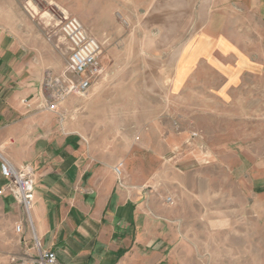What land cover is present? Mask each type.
<instances>
[{
	"label": "rangeland",
	"instance_id": "1",
	"mask_svg": "<svg viewBox=\"0 0 264 264\" xmlns=\"http://www.w3.org/2000/svg\"><path fill=\"white\" fill-rule=\"evenodd\" d=\"M21 1L25 12L49 35L56 32L62 38L56 15L64 12L79 19L100 43L103 74L83 95L70 90L77 76L68 68V45L62 39L65 45L55 48L56 67L43 70L41 102L35 109L52 115L63 137H71V132L81 136L90 156L113 162V168L120 166L121 175L114 172L118 185H133L140 201L145 194L151 196L154 220L164 222L170 232V249L177 264H264V194L252 190L261 172L250 158L243 157L241 148L220 158L212 151L225 143V130L230 129L233 132L228 136L233 140L249 135L256 142L264 141V101L257 107L253 102L251 109L259 110L248 118L236 109L231 118L226 116L230 110L225 108L230 106L225 102L217 117L210 115L215 109L211 106L202 117L190 108L177 117L168 114L171 103L163 100L168 97L178 45L200 31L198 26L192 29L193 19L207 17L208 3L48 0L36 7L30 0ZM104 77L137 79L133 85L137 91H123L120 116L116 115L113 85L98 87ZM258 150L264 153V148L254 152ZM1 164L2 158L0 173ZM7 183L5 179L0 185L4 188L0 197L19 204L22 212L21 220L9 227L0 216V264H17L24 254L35 256L37 248L32 217L30 224ZM168 197L171 204L166 202Z\"/></svg>",
	"mask_w": 264,
	"mask_h": 264
},
{
	"label": "crops",
	"instance_id": "2",
	"mask_svg": "<svg viewBox=\"0 0 264 264\" xmlns=\"http://www.w3.org/2000/svg\"><path fill=\"white\" fill-rule=\"evenodd\" d=\"M198 1L208 3L209 13L193 19L192 29L200 31L178 45L163 99L171 103L167 112L183 117L190 108L202 117L211 106L210 115L217 117L225 102L230 106L226 116L234 118L236 109L248 118L259 110L251 109L253 102L257 107L264 101V0ZM25 10L21 0H0V158L15 168L28 165L34 173L31 217L41 249L54 251L62 264H177L170 232L154 220L151 196L140 201L133 185H118L113 162L90 156L81 136L71 132L63 137L54 117L35 109L41 102L43 70L56 67L55 48L65 44ZM218 17L224 21L217 23ZM136 81L104 77L98 84L113 85L116 115H122L123 91H137ZM233 101L239 103L234 107ZM232 132L225 130V143L210 149L220 158L241 148L261 172L252 190L264 194V153L254 152L264 148V141L249 135L233 140L228 136ZM4 182L0 173V185ZM21 212L19 204L0 197L7 227L21 220ZM37 255L38 250L35 256H22Z\"/></svg>",
	"mask_w": 264,
	"mask_h": 264
},
{
	"label": "built area",
	"instance_id": "3",
	"mask_svg": "<svg viewBox=\"0 0 264 264\" xmlns=\"http://www.w3.org/2000/svg\"><path fill=\"white\" fill-rule=\"evenodd\" d=\"M37 7L43 6L45 0H30ZM58 31L68 45L67 64L71 72L77 76V82L70 86L78 94H87L94 82L103 74L101 65V45L87 33L82 23L75 16L58 13ZM113 171L121 175L120 166H115ZM1 174L7 180V185L16 194L22 209L31 224V209L34 201V173L26 165L15 168L8 160L2 158ZM4 188L0 189V195ZM171 204V198H166ZM20 231V226L16 227ZM38 255L36 257H21L17 264H62L57 260L52 250H42L36 237H34Z\"/></svg>",
	"mask_w": 264,
	"mask_h": 264
},
{
	"label": "bare ground",
	"instance_id": "4",
	"mask_svg": "<svg viewBox=\"0 0 264 264\" xmlns=\"http://www.w3.org/2000/svg\"><path fill=\"white\" fill-rule=\"evenodd\" d=\"M30 7V6H29ZM30 8H32L31 10H33V11H35V7L31 4V7ZM64 13V12H63ZM45 15V14H44ZM46 17V16H45ZM48 17V16H47Z\"/></svg>",
	"mask_w": 264,
	"mask_h": 264
}]
</instances>
